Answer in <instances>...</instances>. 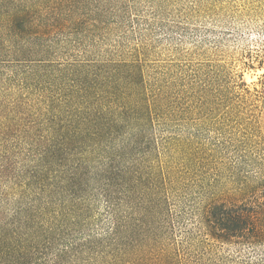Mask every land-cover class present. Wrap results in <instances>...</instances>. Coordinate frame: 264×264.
<instances>
[{
	"label": "trees",
	"instance_id": "1",
	"mask_svg": "<svg viewBox=\"0 0 264 264\" xmlns=\"http://www.w3.org/2000/svg\"><path fill=\"white\" fill-rule=\"evenodd\" d=\"M122 1L0 0V264H264V148L235 145V166L260 170L243 201L196 204L186 181L208 152L178 130L228 98L105 48Z\"/></svg>",
	"mask_w": 264,
	"mask_h": 264
},
{
	"label": "rangeland",
	"instance_id": "2",
	"mask_svg": "<svg viewBox=\"0 0 264 264\" xmlns=\"http://www.w3.org/2000/svg\"><path fill=\"white\" fill-rule=\"evenodd\" d=\"M116 9L105 48L123 42L129 51L138 49L148 65H173L188 83L198 74L209 80L217 98H228L222 106L217 101L214 114L193 113L178 133L203 143L208 152L192 162L186 181L196 204L243 201L237 183L247 175L252 181L260 170L237 168L235 145L254 133L264 148V0H124ZM185 211L179 224L175 221L176 243L184 228L196 224L191 210ZM220 252L235 261L251 256L247 248L226 246Z\"/></svg>",
	"mask_w": 264,
	"mask_h": 264
}]
</instances>
